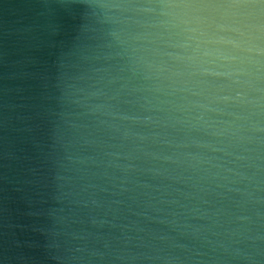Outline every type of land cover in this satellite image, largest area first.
<instances>
[{
  "label": "clouds",
  "instance_id": "obj_1",
  "mask_svg": "<svg viewBox=\"0 0 264 264\" xmlns=\"http://www.w3.org/2000/svg\"><path fill=\"white\" fill-rule=\"evenodd\" d=\"M0 264H264V0H0Z\"/></svg>",
  "mask_w": 264,
  "mask_h": 264
}]
</instances>
